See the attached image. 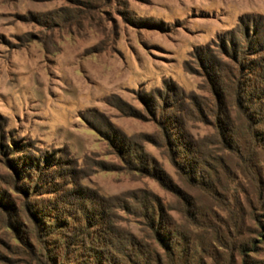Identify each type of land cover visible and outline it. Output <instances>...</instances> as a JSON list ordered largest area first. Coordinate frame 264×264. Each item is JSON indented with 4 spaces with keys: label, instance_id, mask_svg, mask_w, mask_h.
<instances>
[{
    "label": "rangeland",
    "instance_id": "1",
    "mask_svg": "<svg viewBox=\"0 0 264 264\" xmlns=\"http://www.w3.org/2000/svg\"><path fill=\"white\" fill-rule=\"evenodd\" d=\"M260 73L264 0H0V264L64 261L54 244L74 264L166 255L159 212L183 263L243 264L255 239L264 264V150L237 97L257 99ZM185 160L207 164L202 186Z\"/></svg>",
    "mask_w": 264,
    "mask_h": 264
},
{
    "label": "trees",
    "instance_id": "2",
    "mask_svg": "<svg viewBox=\"0 0 264 264\" xmlns=\"http://www.w3.org/2000/svg\"><path fill=\"white\" fill-rule=\"evenodd\" d=\"M257 80L260 82V85L258 86L259 90H257V91L255 90L257 93L256 94L257 99H255V101L253 99H250V98H244L243 99L239 93L237 95L238 103H239L240 107L242 108L240 110V113L238 114L240 121L242 122L241 129L246 131L247 140H248V142H246V143L248 144L250 151H252V149L253 150H258V149L264 150V130H262L261 132L257 131L258 127H262L264 129V75H263V73H260L257 76ZM251 97H252V94H251ZM249 102L250 103L256 102V106L254 108L249 106L250 107L249 108L248 107ZM245 108L247 110H245ZM251 113H256V114H254V116H253ZM233 139H234V141L232 142V144L229 143V144H226L225 146H227V148L231 150V151H229V153L230 152L231 153L237 152V154H238L240 142L235 140V138H233ZM246 143H244V144H246ZM255 146H257V147H255ZM254 147H255V149H254ZM197 155H199V154H197ZM200 155H202V154H200ZM205 157L206 156H204L202 158L204 159ZM184 162H185V164L182 165L179 170L182 173H185V175H188L187 177H190L188 179L190 184L192 183L193 186H197V187L202 186L203 185V179H204V173L202 172V170H203L202 167L204 166L206 168L205 165H207V164H204V162L199 161L198 165L196 167H194L193 162L189 163V162H186V160ZM209 162L212 163V165H214L213 163H215V162L218 163V161H216V160L214 161V158H212ZM2 198H5V197L2 196ZM180 202L182 203V201H180ZM5 205L8 206L9 203L6 202ZM34 206L32 207V215H33V217H35V221H36L34 224L36 226L39 223L44 225V220L48 216L46 214H44L43 211L39 210L37 205L35 207ZM262 215L264 217V214H262ZM13 217L15 218L14 215H13ZM167 217L168 216L166 214H162L159 212V216L157 214H154L152 216L151 223H150V227L152 228L151 237H153V239L155 241H157V243H159V245L165 247L166 255H162L155 248L151 249L149 244H146L145 242H143V243H135L134 244L132 258H129L127 260H125V259L122 260L120 258L119 255H122V253L118 248L116 250V252L118 254H116L114 256L116 258L118 257L119 260H117V261H111V258H106L105 255H101V253L95 252L93 255L87 256V258H86L87 261L85 264H205L202 259L198 260L195 263L190 262L189 253L187 254V261L188 262H186V263L182 262V257H183L182 255L185 253L186 249L188 248L187 246L189 244V241H188V238L186 237V235H184L183 233H181L178 230L177 226L170 224L168 222ZM260 218H262L261 215L257 216L258 221L260 220ZM34 224H32L31 226L34 227ZM57 224H60V222H57ZM169 225H172V226H169ZM56 241H57V239H56ZM72 241H75L73 245H76V246H74L75 248H72V249H74L75 251H79V254H81L82 244H77L78 242H76V241H78V240H76V237H72V238L66 237L65 244L69 245ZM255 242H256V240L253 239L251 242L247 241V242H244V244L240 245V248H239L240 254L244 259L243 264H250V262H249V260L251 259L250 253L257 251ZM54 243H56V242H54ZM53 248L55 249L54 250L55 252L59 251V252H61V255L66 257V259L64 261L59 260L58 263H56V264H74L73 262H71L72 260H69V259L74 258L77 254L76 253L68 254L69 253L68 246L64 245V246H60V248H58L57 245L54 244ZM56 258H57V255H55L53 257V259H56ZM253 263L259 264V263H256L255 261H253Z\"/></svg>",
    "mask_w": 264,
    "mask_h": 264
}]
</instances>
